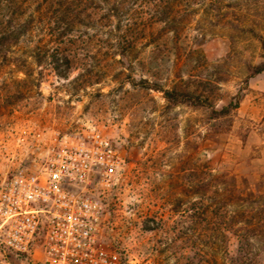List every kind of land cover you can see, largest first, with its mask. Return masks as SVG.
<instances>
[{"label": "rangeland", "instance_id": "1", "mask_svg": "<svg viewBox=\"0 0 264 264\" xmlns=\"http://www.w3.org/2000/svg\"><path fill=\"white\" fill-rule=\"evenodd\" d=\"M123 1L115 15L107 12L112 3L87 1L80 23L61 45L53 41L47 51L38 46L46 32L39 27L6 58L0 56V181L37 165L54 131L98 129L123 156L109 179L97 176L90 186L103 205L102 242L119 252L121 264H264V235L244 231L245 220L232 221V206L219 208L208 204V195L195 194L184 195L180 205L185 150L264 190V155L244 142L249 129L260 131L264 123L241 113L252 92L244 81L245 62L260 60L261 46L248 31L228 23L230 16L255 19L264 35L263 10L246 9L245 0L182 1L175 16L179 29L165 30L166 24L152 22L155 0ZM132 30L138 45L123 54L116 43ZM61 46L67 63L35 59L36 53L59 54ZM62 68L65 73H58ZM141 77L205 90L216 106L237 91L242 98L230 127L204 137L198 133L202 109L165 107L162 93L140 86ZM259 223L264 230V215ZM1 237L0 264H18L20 256L4 249Z\"/></svg>", "mask_w": 264, "mask_h": 264}, {"label": "built area", "instance_id": "2", "mask_svg": "<svg viewBox=\"0 0 264 264\" xmlns=\"http://www.w3.org/2000/svg\"><path fill=\"white\" fill-rule=\"evenodd\" d=\"M44 152L37 165L0 181L4 249L18 264H121L102 242L103 205L90 188L123 162L117 143L98 129L54 131Z\"/></svg>", "mask_w": 264, "mask_h": 264}, {"label": "trees", "instance_id": "3", "mask_svg": "<svg viewBox=\"0 0 264 264\" xmlns=\"http://www.w3.org/2000/svg\"><path fill=\"white\" fill-rule=\"evenodd\" d=\"M90 0H0V56L6 58L9 50L16 45L21 38L34 28L41 27L46 30L38 46L51 49L50 45L62 44L65 37L80 23L77 20L80 13L87 9L85 4ZM106 4L112 3L107 8L108 14H119L123 0H100ZM150 1V0H149ZM185 1L190 5L194 0H155L153 3V23L166 24L165 30H178L179 23H175V16L183 10L181 3ZM220 2L222 0H214ZM243 7L255 11L263 10L264 0H245ZM80 4L83 6L79 8ZM237 4V2H236ZM142 17L140 20L142 21ZM227 19V18H226ZM230 27L246 30L256 37L261 46V59L257 62H245L246 74L244 81L264 70V35L262 29L258 27L257 20L247 18V21L240 22L237 18H228ZM143 22V21H142ZM175 23V24H174ZM131 31V35H121L117 41L120 52L135 50L139 41V35ZM55 36V38H54ZM233 38V34H229ZM55 39V40H54ZM41 43V44H40ZM57 43V44H56ZM59 54L46 52L42 55L36 53L35 59L42 61L49 60L51 63L68 62L66 47H58ZM138 57V56H137ZM53 65V64H52ZM58 73H65V68L59 69ZM140 86L159 90L165 99V107H173L178 104L188 105L195 109L204 111V118L199 119V132L204 137H213L217 133L228 129L231 125V113L236 109L242 98V92L237 91L232 94L226 103L216 106L210 99V94L191 88L189 84L173 83L166 86L157 81H150L141 77ZM251 187L245 177L238 176L227 169L214 170L207 159L200 154L194 156L185 150L180 158V205L184 203V195H208L210 203H215L218 207L232 206L228 216L232 221L245 220L246 224L242 229L250 235H257L264 230L261 228L259 219L264 215V190L255 184ZM207 209V207H206ZM205 209V210H206Z\"/></svg>", "mask_w": 264, "mask_h": 264}, {"label": "crops", "instance_id": "4", "mask_svg": "<svg viewBox=\"0 0 264 264\" xmlns=\"http://www.w3.org/2000/svg\"><path fill=\"white\" fill-rule=\"evenodd\" d=\"M248 87L252 89V92L244 97L241 113L249 117L262 118L264 123V70L249 78ZM260 128V131L249 129L244 142L250 146L259 147L261 155H264V127Z\"/></svg>", "mask_w": 264, "mask_h": 264}]
</instances>
